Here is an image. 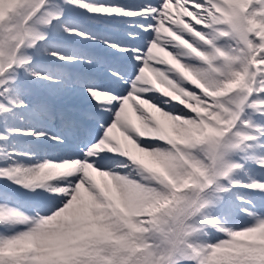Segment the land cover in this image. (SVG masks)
Segmentation results:
<instances>
[{"label": "snow or ice", "instance_id": "obj_1", "mask_svg": "<svg viewBox=\"0 0 264 264\" xmlns=\"http://www.w3.org/2000/svg\"><path fill=\"white\" fill-rule=\"evenodd\" d=\"M0 264H264V0H0Z\"/></svg>", "mask_w": 264, "mask_h": 264}]
</instances>
